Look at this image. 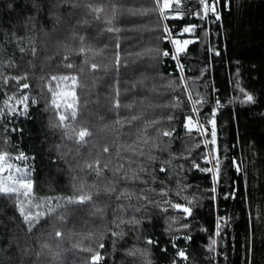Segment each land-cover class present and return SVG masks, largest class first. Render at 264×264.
<instances>
[{"label": "trees", "instance_id": "16d2710c", "mask_svg": "<svg viewBox=\"0 0 264 264\" xmlns=\"http://www.w3.org/2000/svg\"><path fill=\"white\" fill-rule=\"evenodd\" d=\"M163 15L0 0V264H264V0Z\"/></svg>", "mask_w": 264, "mask_h": 264}, {"label": "rangeland", "instance_id": "374dc122", "mask_svg": "<svg viewBox=\"0 0 264 264\" xmlns=\"http://www.w3.org/2000/svg\"><path fill=\"white\" fill-rule=\"evenodd\" d=\"M172 0H166V4H162L159 0H156L159 12L162 11L164 14V11L167 10ZM188 43V40L186 39H180L178 37L173 38V44H174V52L175 55H177L180 51L186 48ZM187 126L192 129L196 126L201 129V125L198 120H193L192 118H188L187 120ZM211 153L208 151L207 161H209L211 168L214 165V160ZM15 159H18V156H15ZM11 162H7L4 159L3 155H0V190L6 191L7 189H13L14 184H22L23 178L17 177L23 172V169L20 167V165H13ZM12 169V170H11ZM213 173H214V168ZM214 183H216V178L213 176ZM103 259V256L99 253L95 254L91 257V264H98L101 263ZM96 260V261H95Z\"/></svg>", "mask_w": 264, "mask_h": 264}, {"label": "water", "instance_id": "95a60500", "mask_svg": "<svg viewBox=\"0 0 264 264\" xmlns=\"http://www.w3.org/2000/svg\"><path fill=\"white\" fill-rule=\"evenodd\" d=\"M176 209L179 210L182 213H185L186 217H188L190 215V212H191V208L187 207V206H185L183 204L176 205Z\"/></svg>", "mask_w": 264, "mask_h": 264}, {"label": "built area", "instance_id": "2783aa9c", "mask_svg": "<svg viewBox=\"0 0 264 264\" xmlns=\"http://www.w3.org/2000/svg\"><path fill=\"white\" fill-rule=\"evenodd\" d=\"M205 7H206V11H208V8H209V0H205ZM161 15H162V18L164 19L165 17H164V15H163L162 11H161ZM184 29H185V28H183V29L181 30L180 33H183ZM168 38H169L170 42L172 43V45H173V47H174V44H173V37H172L170 34H168ZM212 168H213V167H212ZM95 261H96V260H95Z\"/></svg>", "mask_w": 264, "mask_h": 264}]
</instances>
